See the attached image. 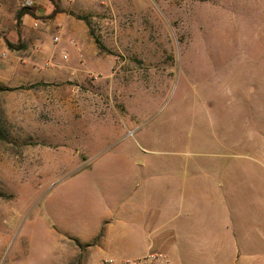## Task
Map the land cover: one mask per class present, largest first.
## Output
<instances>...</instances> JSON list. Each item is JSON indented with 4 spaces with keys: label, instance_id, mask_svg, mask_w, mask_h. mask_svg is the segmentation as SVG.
Instances as JSON below:
<instances>
[{
    "label": "rangeland",
    "instance_id": "obj_1",
    "mask_svg": "<svg viewBox=\"0 0 264 264\" xmlns=\"http://www.w3.org/2000/svg\"><path fill=\"white\" fill-rule=\"evenodd\" d=\"M20 1L0 0V264H100L141 192L182 264L263 244L264 0H31L17 25Z\"/></svg>",
    "mask_w": 264,
    "mask_h": 264
},
{
    "label": "crops",
    "instance_id": "obj_2",
    "mask_svg": "<svg viewBox=\"0 0 264 264\" xmlns=\"http://www.w3.org/2000/svg\"><path fill=\"white\" fill-rule=\"evenodd\" d=\"M55 59L57 60V56H55ZM65 76L66 72L60 66L59 68L48 69L44 73L46 78H57L63 81H65ZM121 187H124V185H121ZM153 204H156V202L149 200V197L142 192L122 197L118 202L116 216H111L110 220L105 223L103 233L97 243L101 256H98L100 263L107 258L132 259L149 252H163L162 254L172 263L182 264L175 258L174 248L171 244L174 230L159 224V220L163 219L164 212L162 210L158 211L157 206ZM162 225L164 224L162 223ZM262 243L255 247L245 244V242L238 245L230 238L226 240V243L218 242L210 245L203 241L201 246L215 251L218 248L228 251L226 255H224L225 252L223 254L226 257L223 264L229 262H232L231 264H242V259H239L241 254L253 257L251 261H247L248 264H264V261H260L259 258L254 259V254H258V249H264V241ZM256 250L257 252L254 253Z\"/></svg>",
    "mask_w": 264,
    "mask_h": 264
},
{
    "label": "built area",
    "instance_id": "obj_3",
    "mask_svg": "<svg viewBox=\"0 0 264 264\" xmlns=\"http://www.w3.org/2000/svg\"><path fill=\"white\" fill-rule=\"evenodd\" d=\"M22 8L31 9L33 2L31 0H21ZM54 42H58V38H54ZM63 60H67V54L62 55ZM111 259V258H110ZM100 264H174L164 254L160 252H149L143 256L132 259H123L119 261L104 259Z\"/></svg>",
    "mask_w": 264,
    "mask_h": 264
},
{
    "label": "trees",
    "instance_id": "obj_4",
    "mask_svg": "<svg viewBox=\"0 0 264 264\" xmlns=\"http://www.w3.org/2000/svg\"><path fill=\"white\" fill-rule=\"evenodd\" d=\"M48 1H49V2L52 4V6H53V10H52V12L49 14V18H48V19H53V18H55V16L59 13V12H58V6H57V4L54 2V0H48ZM25 15H32V14L30 13V9L22 8V9L18 12V14H17V16H16V24H17V25H19V24L21 23V20H22V18H23ZM96 44H97V42H96ZM6 45H7L8 48H12L10 44L6 43ZM1 90H5V91H7L8 89H7V88H1Z\"/></svg>",
    "mask_w": 264,
    "mask_h": 264
}]
</instances>
